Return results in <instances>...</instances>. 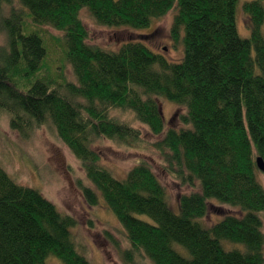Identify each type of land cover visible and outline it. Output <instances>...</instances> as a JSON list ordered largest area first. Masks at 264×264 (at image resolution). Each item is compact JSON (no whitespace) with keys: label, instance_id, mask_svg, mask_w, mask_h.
<instances>
[{"label":"trees","instance_id":"trees-1","mask_svg":"<svg viewBox=\"0 0 264 264\" xmlns=\"http://www.w3.org/2000/svg\"><path fill=\"white\" fill-rule=\"evenodd\" d=\"M240 0H18L0 19V112L11 130L30 137L45 125L80 162L89 207L100 202L115 216L129 248L125 264H264V0L243 1L249 38L237 29ZM11 0H0L3 5ZM175 9L170 34L183 58L168 61L143 42L109 51L88 43L80 13L98 25L144 30ZM62 34L64 60L75 81L46 71L48 48L40 28ZM35 28V29H33ZM48 70V69H47ZM158 99L184 109L180 129L165 130ZM130 111L154 136L168 169L197 190L172 210L165 187L141 162L117 179L95 148L99 140L128 148L139 130L111 113ZM212 201L236 208L205 225ZM138 216H146L140 219ZM39 191L17 184L0 165V264H91L79 254L72 229ZM177 244L189 257L180 255Z\"/></svg>","mask_w":264,"mask_h":264},{"label":"rangeland","instance_id":"rangeland-1","mask_svg":"<svg viewBox=\"0 0 264 264\" xmlns=\"http://www.w3.org/2000/svg\"><path fill=\"white\" fill-rule=\"evenodd\" d=\"M240 1L237 7V29L242 38H249L247 18L241 9L243 1L246 0ZM20 8L18 0H11L10 4L1 7L0 19L8 16L11 9ZM175 13V9L169 11L166 16L153 21L149 28L144 30L98 26L86 10H82L80 16L88 31V43L91 45L116 51L125 42L140 41L168 61L180 62L183 58L181 43L173 42L170 34ZM40 29L48 48L46 71L52 78L65 75L68 80L75 81L71 66L63 60L62 34L48 26ZM5 40V32L0 25V46L4 45ZM158 103L164 117L165 130L182 128L179 116L184 109L165 99H158ZM111 115L139 130L143 143L128 148L111 141L99 140L95 143V148L101 155V163L120 180L139 163L148 164L165 187L172 210L179 213V197L197 190V185H186L175 177L152 147L161 136H154L146 126L135 119L132 112L115 110ZM0 165L17 184L39 191L61 213L76 219L77 224L71 231L73 241L79 254L91 264H125L122 253L129 248V243L123 228L102 202L96 207H89L85 203L78 184L90 183L80 162L58 139L52 126L45 125L30 137L23 138L11 130L9 118L0 112ZM259 181L264 187L262 172L259 174ZM212 204L206 217L201 220L205 225L215 223L228 214H239L236 208L215 201H212ZM138 218L148 220L146 216ZM262 220L264 230V213ZM174 248L180 255L189 257L181 246L175 244ZM45 264L62 262L54 256H48ZM143 264L151 263L144 260Z\"/></svg>","mask_w":264,"mask_h":264},{"label":"water","instance_id":"water-1","mask_svg":"<svg viewBox=\"0 0 264 264\" xmlns=\"http://www.w3.org/2000/svg\"><path fill=\"white\" fill-rule=\"evenodd\" d=\"M256 166L260 172L264 173V161L261 157L256 158Z\"/></svg>","mask_w":264,"mask_h":264},{"label":"bare ground","instance_id":"bare-ground-1","mask_svg":"<svg viewBox=\"0 0 264 264\" xmlns=\"http://www.w3.org/2000/svg\"><path fill=\"white\" fill-rule=\"evenodd\" d=\"M64 60V59H63Z\"/></svg>","mask_w":264,"mask_h":264}]
</instances>
